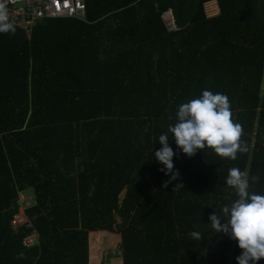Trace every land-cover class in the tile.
Segmentation results:
<instances>
[{
  "label": "trees",
  "instance_id": "1",
  "mask_svg": "<svg viewBox=\"0 0 264 264\" xmlns=\"http://www.w3.org/2000/svg\"><path fill=\"white\" fill-rule=\"evenodd\" d=\"M206 1L0 27V264H264V0Z\"/></svg>",
  "mask_w": 264,
  "mask_h": 264
},
{
  "label": "built area",
  "instance_id": "2",
  "mask_svg": "<svg viewBox=\"0 0 264 264\" xmlns=\"http://www.w3.org/2000/svg\"><path fill=\"white\" fill-rule=\"evenodd\" d=\"M203 10L207 19L216 18L221 14L218 0L206 1L203 4ZM159 17L166 31L175 32L178 29L170 9L162 11ZM57 18L84 21L86 19L85 0H3L0 3V27L10 26L20 29L27 38L40 23ZM35 202L34 196H26L23 191L18 190L16 210L10 221L12 229L32 227L26 210L33 207ZM21 245L26 249L38 245V235L35 230L22 239Z\"/></svg>",
  "mask_w": 264,
  "mask_h": 264
},
{
  "label": "rangeland",
  "instance_id": "3",
  "mask_svg": "<svg viewBox=\"0 0 264 264\" xmlns=\"http://www.w3.org/2000/svg\"><path fill=\"white\" fill-rule=\"evenodd\" d=\"M26 196L34 195V191L32 188H26L23 192ZM104 262L102 264H109V261L118 262L121 259V249H118L114 245H108L107 243L104 244Z\"/></svg>",
  "mask_w": 264,
  "mask_h": 264
},
{
  "label": "crops",
  "instance_id": "4",
  "mask_svg": "<svg viewBox=\"0 0 264 264\" xmlns=\"http://www.w3.org/2000/svg\"><path fill=\"white\" fill-rule=\"evenodd\" d=\"M169 1H171L173 3H175V2L176 3H180V4H191V3H193L194 0H169ZM186 19L188 20L189 17L186 16ZM159 43H160V40H158V43L157 44H155V43L149 44L150 46H148L146 48V49H148L147 51L146 50H143V49H139V50H141L142 52H144L145 55L153 54L152 52H154L157 48H159V47H157V45H159ZM162 47H163V45H162ZM28 196H33V195H28Z\"/></svg>",
  "mask_w": 264,
  "mask_h": 264
}]
</instances>
